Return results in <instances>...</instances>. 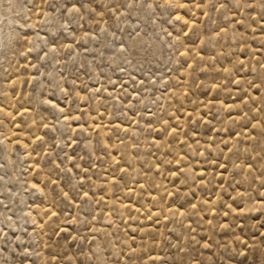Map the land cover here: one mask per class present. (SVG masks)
I'll return each instance as SVG.
<instances>
[{
  "label": "rangeland",
  "instance_id": "1",
  "mask_svg": "<svg viewBox=\"0 0 264 264\" xmlns=\"http://www.w3.org/2000/svg\"><path fill=\"white\" fill-rule=\"evenodd\" d=\"M0 264H264V0H0Z\"/></svg>",
  "mask_w": 264,
  "mask_h": 264
}]
</instances>
